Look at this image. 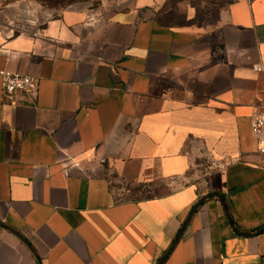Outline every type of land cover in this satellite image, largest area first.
Wrapping results in <instances>:
<instances>
[{
    "label": "crops",
    "instance_id": "crops-1",
    "mask_svg": "<svg viewBox=\"0 0 264 264\" xmlns=\"http://www.w3.org/2000/svg\"><path fill=\"white\" fill-rule=\"evenodd\" d=\"M0 69V264H158L202 196L160 264H264V0L7 3Z\"/></svg>",
    "mask_w": 264,
    "mask_h": 264
},
{
    "label": "built area",
    "instance_id": "built-area-1",
    "mask_svg": "<svg viewBox=\"0 0 264 264\" xmlns=\"http://www.w3.org/2000/svg\"><path fill=\"white\" fill-rule=\"evenodd\" d=\"M0 86L2 94L10 97L16 92H33L36 89V79L27 73L0 69ZM250 128L260 141L257 152L264 164V104L252 113Z\"/></svg>",
    "mask_w": 264,
    "mask_h": 264
},
{
    "label": "rangeland",
    "instance_id": "rangeland-1",
    "mask_svg": "<svg viewBox=\"0 0 264 264\" xmlns=\"http://www.w3.org/2000/svg\"><path fill=\"white\" fill-rule=\"evenodd\" d=\"M21 1V2H29L36 6L37 8L46 11L50 14H55L62 9L71 7L76 4H85L88 7L95 9L98 7L100 0H0V8H2L7 3ZM174 22H180L181 20L174 19ZM119 186L124 185V182H117Z\"/></svg>",
    "mask_w": 264,
    "mask_h": 264
},
{
    "label": "water",
    "instance_id": "water-1",
    "mask_svg": "<svg viewBox=\"0 0 264 264\" xmlns=\"http://www.w3.org/2000/svg\"><path fill=\"white\" fill-rule=\"evenodd\" d=\"M215 196L218 197V198L222 201V204H223V206H224V202H223V200H222V197H221L220 195H218V194H215ZM205 198H206V196H202V197L197 201V203L193 206L191 212L189 213V215L187 216V218L185 219V221L182 223V225H181V227H180V229H179V231H178L176 237L174 238L172 244L169 246V248L167 249V251H166V252L160 257L158 264H160V263L162 262V260L164 259V257L170 252V250L172 249V247L174 246V244L176 243V241H177L178 238L180 237V235H181V233H182V231H183V228H184L186 222L188 221L189 217H190V216L192 215V213L196 210L198 204H199L203 199H205ZM224 211H225V216L228 218V220H230V219H229V216H228V212H227V210H226L225 207H224ZM8 229L11 230L14 234H16V236H18L20 239L24 240V239L22 238V236H21L18 232H16V231L10 229L9 227H8Z\"/></svg>",
    "mask_w": 264,
    "mask_h": 264
}]
</instances>
